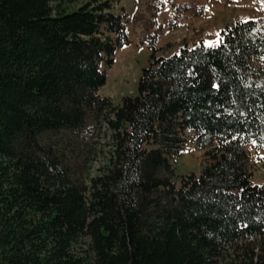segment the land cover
<instances>
[{
  "label": "trees",
  "instance_id": "1",
  "mask_svg": "<svg viewBox=\"0 0 264 264\" xmlns=\"http://www.w3.org/2000/svg\"><path fill=\"white\" fill-rule=\"evenodd\" d=\"M80 2L0 0V264H264L261 21L171 56L152 39L137 96L115 104L101 64L130 16ZM188 130L208 164L177 182Z\"/></svg>",
  "mask_w": 264,
  "mask_h": 264
},
{
  "label": "rangeland",
  "instance_id": "2",
  "mask_svg": "<svg viewBox=\"0 0 264 264\" xmlns=\"http://www.w3.org/2000/svg\"><path fill=\"white\" fill-rule=\"evenodd\" d=\"M86 1L81 0L78 5ZM114 5V12L124 11L130 16L128 34L131 40L129 45L117 50L111 68L101 64L107 82L100 94L110 97L115 104H121L123 97L137 96L138 82L149 65L152 39L156 38L157 56H171L185 45L192 46L199 41L209 46L218 45L220 31L238 20L258 19L264 29V0H114ZM187 138L186 153L173 161L177 182L181 175L198 174L208 164L205 151L198 147L191 130L187 131ZM96 140L106 152L109 148L106 131L99 132ZM250 151L249 172L253 182L264 185V161H261L264 153ZM103 162V155L96 161H89L84 178L95 175ZM231 253L222 257V264H231Z\"/></svg>",
  "mask_w": 264,
  "mask_h": 264
},
{
  "label": "crops",
  "instance_id": "3",
  "mask_svg": "<svg viewBox=\"0 0 264 264\" xmlns=\"http://www.w3.org/2000/svg\"><path fill=\"white\" fill-rule=\"evenodd\" d=\"M261 151H263V153H264V150H261ZM261 158H263V159H261V161H262V160L264 161V157H261Z\"/></svg>",
  "mask_w": 264,
  "mask_h": 264
}]
</instances>
